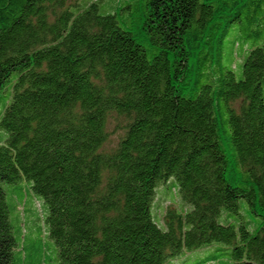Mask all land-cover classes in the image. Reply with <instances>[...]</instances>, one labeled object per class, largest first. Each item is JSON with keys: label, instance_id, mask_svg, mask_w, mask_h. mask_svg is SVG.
Returning a JSON list of instances; mask_svg holds the SVG:
<instances>
[{"label": "trees", "instance_id": "trees-1", "mask_svg": "<svg viewBox=\"0 0 264 264\" xmlns=\"http://www.w3.org/2000/svg\"><path fill=\"white\" fill-rule=\"evenodd\" d=\"M184 257L264 264V0H0V264Z\"/></svg>", "mask_w": 264, "mask_h": 264}, {"label": "rangeland", "instance_id": "rangeland-1", "mask_svg": "<svg viewBox=\"0 0 264 264\" xmlns=\"http://www.w3.org/2000/svg\"><path fill=\"white\" fill-rule=\"evenodd\" d=\"M81 0H70L71 3L80 2ZM242 101H236L233 103L234 109L241 106ZM125 120L123 117L117 116L113 114L107 123V131H108V140L104 145V148L106 150H111L114 148L119 141V138L123 135V127H124ZM181 202L178 199L177 195L169 196V194H165L164 190L159 187L158 194L154 199V212L155 216L158 219L163 218V213L166 210V208H174V209H180ZM22 211V208L20 209ZM14 221V219H13ZM15 223V221H14ZM24 219L21 221V227H22V238L26 235V230L24 229ZM215 246H211L208 250L202 249L200 250V253L197 254V256L194 258L195 260L202 258L206 256L209 252H211ZM180 260H173L171 264H193L195 261L194 259H185L179 258ZM194 261V262H193Z\"/></svg>", "mask_w": 264, "mask_h": 264}]
</instances>
